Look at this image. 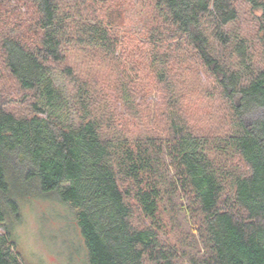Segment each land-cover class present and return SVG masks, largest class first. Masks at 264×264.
Returning a JSON list of instances; mask_svg holds the SVG:
<instances>
[{
  "label": "trees",
  "instance_id": "1",
  "mask_svg": "<svg viewBox=\"0 0 264 264\" xmlns=\"http://www.w3.org/2000/svg\"><path fill=\"white\" fill-rule=\"evenodd\" d=\"M31 1V37L0 34V76L30 110L0 101V264H26L13 227L32 197L72 211L88 264H264V0H151L127 25L115 4L73 22L63 0ZM242 7L255 42L239 28ZM76 52L85 72L68 64ZM200 71L232 110L227 131L199 134L179 102ZM175 215L202 254L176 233L179 245L161 239Z\"/></svg>",
  "mask_w": 264,
  "mask_h": 264
},
{
  "label": "rangeland",
  "instance_id": "2",
  "mask_svg": "<svg viewBox=\"0 0 264 264\" xmlns=\"http://www.w3.org/2000/svg\"><path fill=\"white\" fill-rule=\"evenodd\" d=\"M150 1L63 0L61 5L74 17L73 22L93 16L104 18L115 7L113 11L118 17V23L123 21L127 25L134 24L145 14H149ZM110 4L115 6L109 7ZM239 4L242 3L239 2ZM255 15L258 16L259 13L255 12ZM37 19L38 13L31 0H0V34L15 30L16 33L29 38L33 34ZM238 25L241 31L255 42L254 19L244 7H242ZM258 55L255 53L256 60ZM89 62V57L78 52L68 58L70 66L75 70L82 69L84 72L89 68ZM197 75V78L192 76L188 79L189 88H179L177 93L182 98L179 102L185 105L188 118L193 123L191 124L193 129L203 135L227 131L229 129L227 125L232 117L231 108L219 98L218 91L214 90L212 80L206 73L200 71ZM55 83L60 87L64 85V81L57 76ZM145 95L150 102L159 101L154 90H147ZM0 101L16 115H29V100L26 93L21 91L6 74L0 76ZM236 102L238 103V100ZM119 110L123 111L122 108ZM238 163H240L239 166H243L237 158L229 162V165ZM135 216V224L141 226L146 224V221L138 214ZM172 220L164 234H160L161 239L171 245L178 244V237L182 238L181 244H178L179 247L190 248L191 254H195L197 250L199 254H202L199 238L191 230L192 223L188 224L180 215L173 216ZM176 224L180 227H176ZM13 228L18 249L26 259V264H88L86 248L75 224L73 213L55 197H32L24 200L20 206V217ZM184 240H187V245L192 242L194 245L186 246ZM179 262L187 264V258L183 257Z\"/></svg>",
  "mask_w": 264,
  "mask_h": 264
}]
</instances>
